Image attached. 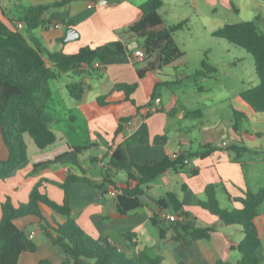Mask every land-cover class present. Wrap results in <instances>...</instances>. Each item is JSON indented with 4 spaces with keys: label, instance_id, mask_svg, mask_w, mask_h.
Masks as SVG:
<instances>
[{
    "label": "crops",
    "instance_id": "obj_1",
    "mask_svg": "<svg viewBox=\"0 0 264 264\" xmlns=\"http://www.w3.org/2000/svg\"><path fill=\"white\" fill-rule=\"evenodd\" d=\"M64 1H67L64 6L46 11L44 24L28 34V38L41 48L73 55L85 47H100L113 41H120L131 51L141 47L140 39L120 34L140 19L141 5L148 0H0V20L14 30L17 24H21L18 31L24 32L26 27L21 20L23 10ZM218 1L162 0L160 14L163 26H171V15L165 10L168 5L179 12L177 21L186 19L190 22L200 15L201 5L210 6L212 2V6H216ZM251 2L263 10L251 20L258 17V30L264 33V6ZM221 3L227 4V1L221 0ZM233 6L234 11L241 12ZM208 16L202 13L199 17L208 24ZM55 25L61 28L57 29ZM70 29L75 31L69 36L67 31ZM131 54L111 56L98 68L68 72L63 76H72L76 81L67 82L64 87L54 86L56 80H51L52 96L48 102L52 117L50 128L59 140L43 151L35 145L30 146L27 165L13 176L0 179V220L1 204L7 197L14 207L27 204L32 189L37 186L40 193L57 204H62L67 198L72 218L86 235L91 238L104 237L110 245L126 255L132 250L123 235L132 232L136 248L146 250L153 257H162L160 264H237L242 258L237 249L244 236L241 226L225 225L217 216L203 209L199 202L206 201V187L215 185L221 208L232 210L241 207V203L235 200L243 193L264 187V112H254L240 97L243 103L238 108L232 104L224 106V113L216 116V109L205 111L204 104L200 107L198 101L191 102L176 93L175 82L186 78L184 74L176 81L166 80L169 73H163L164 67L140 78L137 72L139 66L132 61ZM184 56L166 67L178 69L181 64L185 66L188 63ZM257 81L252 87L259 84ZM68 83L83 85L80 100L70 96L66 88ZM133 84L136 87L129 94V100L119 106L96 108L97 98L111 92L116 85ZM123 94L116 91L114 96L121 97ZM59 101H64L65 106ZM83 107L85 110H82ZM75 110L79 115L74 114ZM234 111L241 113L247 122V126L241 122L238 132L232 128ZM121 120L124 121L119 122ZM57 125L62 126L61 136L54 131ZM119 125L121 129L116 133ZM78 129L83 131L81 136ZM74 135L80 138L73 141ZM1 137L0 132V159L6 160L8 150ZM162 137L164 144L157 140ZM222 141H228L229 146L219 147ZM234 141L242 143L248 150L241 151L237 158L229 149ZM205 146L211 147L204 157L191 155L181 170H167L150 183L141 185L139 198L143 205L140 208L126 213L118 211L117 194L109 186L121 190L126 187V179L116 182L114 179L120 171L109 169L113 182L105 181V171L115 151L120 152L121 159L124 157L138 164H146L160 161L165 156L194 154ZM244 156L247 159L243 160ZM99 160L105 163L104 167L98 165ZM96 169L100 174L96 173ZM69 174L87 178L95 184L74 182L67 185L65 193L61 184L66 182ZM167 193H174L178 198L181 208L177 215L182 217L180 224L189 232L194 228L214 229L207 239H192L184 231L174 229L173 222L166 219H162L163 228L167 231L165 239H160L152 216L161 218L162 212L167 215L174 213L173 205L166 198ZM159 200L164 201V207L158 205ZM39 209L46 216L53 214L46 204L41 203ZM15 223L28 235L35 232L31 240L37 246L34 252L21 253L18 264H38L42 259L54 264L62 261V253L50 244L39 229L38 217L22 216ZM256 223L261 230V243L256 255L264 260V203ZM175 235H180L181 239L176 241L172 238Z\"/></svg>",
    "mask_w": 264,
    "mask_h": 264
},
{
    "label": "trees",
    "instance_id": "obj_2",
    "mask_svg": "<svg viewBox=\"0 0 264 264\" xmlns=\"http://www.w3.org/2000/svg\"><path fill=\"white\" fill-rule=\"evenodd\" d=\"M259 1L264 2V0ZM66 2H52L23 10L21 20L26 27L24 32L11 29L0 20V132L1 139L8 150V158L0 159V179L13 176L20 168L27 165L29 159L24 141L26 134L31 137L40 151L53 147L59 140L50 128L52 117L48 111V102L52 96L51 80H58L66 73L80 71L81 68H92L95 61L102 65L111 56L127 55L134 51L129 50L120 41H113L100 47H85L77 54L64 55L50 52L30 40L29 32L44 24L45 12L51 8L62 7ZM162 6V0H148L142 4L140 19L120 34L141 40V48L145 51L146 57L142 62H135L139 66L137 72L140 78L148 72L160 71L185 55L174 40L177 32L185 26V20L164 28L160 14ZM232 8H234L233 5ZM257 18L235 24L225 23L214 31L213 36L224 39L229 44L251 54L259 84L241 91L240 97L254 112L261 113L264 112V33L258 30ZM135 87L136 84L116 85L111 92L97 98L96 108L119 106L122 102L129 100V94ZM66 88L74 100H80L84 91L83 85L68 83ZM116 91L123 92V96H114ZM82 110L85 108L83 107ZM234 119L232 128L234 132H238L243 119L242 114L234 111ZM122 121L124 120L119 122ZM120 129L119 125L116 133ZM157 140L164 144V137ZM210 147L205 146L203 150L194 154H178L174 158L165 156L160 161L146 164H138L124 157L118 161L111 155L105 171V181L113 182L109 176V169L124 171L126 174V187L121 188L120 194L117 195L118 211L126 213L140 208L143 205L139 198L142 194L141 185L150 183L167 170H181L185 167L186 159L191 155L204 157ZM229 149L235 153L236 158L242 153L241 151H248L242 143L236 141L232 142ZM74 182L95 184L87 178L69 174L66 182L61 184L65 193L67 185ZM216 191L215 185L207 186L206 201L199 204L203 209L221 219L225 225L241 226L244 236L238 243L237 249L242 258L237 264H264V260L256 255V250L261 243V230L256 223V217L264 203V187L255 192L248 190L241 197L234 199L241 203V207L232 210L221 208ZM166 198L173 205L174 213L178 214L181 205L176 195L167 193ZM41 203L46 204L53 214L44 215L39 209ZM157 203L160 207L165 206L162 200ZM1 209L0 264H18L21 253L36 250V244L15 223L17 218L28 215L39 218V229L45 234L50 244L62 253L63 259L59 264H160L162 262V257H153L146 250H138L133 241L132 232L123 235L132 250L129 255L110 245L104 237H89L72 218L67 198L62 204H57L47 195L40 193L37 186L32 189L27 204L23 203L14 207L10 198L7 197L1 204ZM180 215L185 214L180 213ZM162 219L152 216V222L159 230V237L164 240L167 231L163 228ZM173 225L174 229L184 231L192 239H207L214 230L206 227L194 228L189 232L180 222L173 221ZM172 238L176 241L181 239L180 235L172 236ZM38 264L54 263L42 259Z\"/></svg>",
    "mask_w": 264,
    "mask_h": 264
},
{
    "label": "rangeland",
    "instance_id": "obj_3",
    "mask_svg": "<svg viewBox=\"0 0 264 264\" xmlns=\"http://www.w3.org/2000/svg\"><path fill=\"white\" fill-rule=\"evenodd\" d=\"M226 1L227 4L221 3L220 0L216 2V6H212V2H210V6H200L199 14L209 15L208 24L201 21L200 15L198 17L195 16L190 22L183 19L186 24L183 29L177 32L175 37L179 48L185 53L184 57L188 64L185 66L181 64L178 69H173L172 67L163 69V73H169L165 77L169 81H176L184 74L186 78H182L179 83L175 82L177 85L174 88L176 93L191 102L196 103L198 101L200 107L204 104L205 111L216 109L218 111L216 116L224 113V106L232 104L238 108L239 104L243 103L240 98L241 91L252 87L254 83L258 82L251 54L242 48L229 44L224 39L214 37L213 33L224 23L234 24L253 19L255 15L262 13L263 10L251 1L258 2V4L263 6L264 2L259 0ZM231 4L239 8L241 12L234 11ZM165 10L171 15L169 20L171 25L181 21L176 20L179 12L174 11L170 5ZM73 81H76L74 77L63 76L56 80L54 86L64 87L65 83ZM73 102L75 104V101ZM58 103L65 106L64 101H59ZM74 114L79 115V112L75 110ZM249 121L251 122V120ZM242 125L247 126L245 119L242 120ZM61 128V125L54 127V131L59 136H61ZM65 131L68 133L67 129ZM79 134L81 136L83 131L79 130ZM80 136L74 135L73 141L80 138ZM24 141L27 145V156L29 158L30 146H34V143L28 134L25 135ZM242 159L245 160L247 157L244 156ZM96 173L100 174V171L96 169ZM117 175L114 179L116 182L126 179L124 171L118 172Z\"/></svg>",
    "mask_w": 264,
    "mask_h": 264
},
{
    "label": "built area",
    "instance_id": "obj_4",
    "mask_svg": "<svg viewBox=\"0 0 264 264\" xmlns=\"http://www.w3.org/2000/svg\"><path fill=\"white\" fill-rule=\"evenodd\" d=\"M89 6L91 7L92 4H90ZM20 27H21V24H17V25H16V30H19ZM55 28L58 29V28H61V26H60V25H55ZM145 57H146V55H145V51H144L141 47L135 48L134 51H133V55L131 56L133 62H139V61L142 62V61L144 60ZM83 66H84V67H87L85 64H83ZM93 66L98 68V67H100L101 65H100L97 61H95V62H93ZM218 146H219V147H224V148H226V147L229 146V142H228V141H222V142H220V143L218 144ZM174 157H176V156L173 155V158H174ZM104 164H105V163H104L102 160H99L98 165H99L100 167H104ZM109 188H110V190H112V191H113L114 193H116L117 195L120 194V190H119V188H117L116 186L110 185ZM160 217L163 218V219H166V220H168V221H170V222H173V221L180 222V221L183 220L182 217L177 216L176 213H173V214L167 215V214H165V213L162 212L161 215H160ZM34 234H35L34 231H33V232H30V234H29V238L31 239V238L34 236Z\"/></svg>",
    "mask_w": 264,
    "mask_h": 264
},
{
    "label": "water",
    "instance_id": "obj_5",
    "mask_svg": "<svg viewBox=\"0 0 264 264\" xmlns=\"http://www.w3.org/2000/svg\"><path fill=\"white\" fill-rule=\"evenodd\" d=\"M75 31V29H70L69 31H67V35H72L73 32ZM113 156L116 160L120 161L121 160V154L119 151H115V153H113Z\"/></svg>",
    "mask_w": 264,
    "mask_h": 264
}]
</instances>
